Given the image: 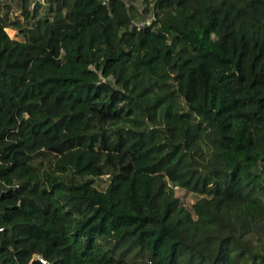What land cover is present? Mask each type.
I'll return each instance as SVG.
<instances>
[{
	"label": "trees",
	"instance_id": "16d2710c",
	"mask_svg": "<svg viewBox=\"0 0 264 264\" xmlns=\"http://www.w3.org/2000/svg\"><path fill=\"white\" fill-rule=\"evenodd\" d=\"M29 2L0 0V264H264V0Z\"/></svg>",
	"mask_w": 264,
	"mask_h": 264
},
{
	"label": "rangeland",
	"instance_id": "374dc122",
	"mask_svg": "<svg viewBox=\"0 0 264 264\" xmlns=\"http://www.w3.org/2000/svg\"><path fill=\"white\" fill-rule=\"evenodd\" d=\"M47 4H46V0H30L29 2V9L32 10L34 8L38 9L39 11H42V14L44 15V9L46 8ZM42 15V16H43ZM5 32L7 33V35L11 38V39H18L20 40V37H18L16 34V32H13L11 30H9L8 28L5 29ZM177 196L179 198H183L184 197V191L178 190L177 191ZM189 200L187 201V204L190 205L191 203H193V196L190 195Z\"/></svg>",
	"mask_w": 264,
	"mask_h": 264
},
{
	"label": "built area",
	"instance_id": "2783aa9c",
	"mask_svg": "<svg viewBox=\"0 0 264 264\" xmlns=\"http://www.w3.org/2000/svg\"><path fill=\"white\" fill-rule=\"evenodd\" d=\"M39 261L41 262V263H45V261L43 260V259H41V258H39Z\"/></svg>",
	"mask_w": 264,
	"mask_h": 264
}]
</instances>
